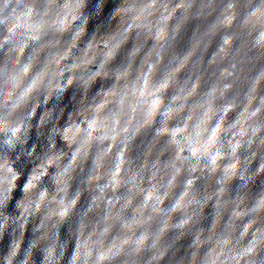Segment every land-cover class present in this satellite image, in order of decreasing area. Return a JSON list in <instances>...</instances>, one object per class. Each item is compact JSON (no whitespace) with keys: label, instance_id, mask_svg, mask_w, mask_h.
Returning a JSON list of instances; mask_svg holds the SVG:
<instances>
[{"label":"clouds","instance_id":"clouds-1","mask_svg":"<svg viewBox=\"0 0 264 264\" xmlns=\"http://www.w3.org/2000/svg\"><path fill=\"white\" fill-rule=\"evenodd\" d=\"M0 264H264V0H0Z\"/></svg>","mask_w":264,"mask_h":264}]
</instances>
